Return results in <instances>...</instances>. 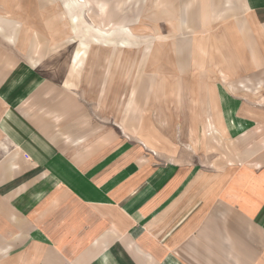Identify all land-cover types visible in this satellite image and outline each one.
Returning a JSON list of instances; mask_svg holds the SVG:
<instances>
[{"label": "crops", "instance_id": "obj_1", "mask_svg": "<svg viewBox=\"0 0 264 264\" xmlns=\"http://www.w3.org/2000/svg\"><path fill=\"white\" fill-rule=\"evenodd\" d=\"M63 1L76 33L88 0ZM223 7L245 16L197 60L206 111L170 112L181 61L182 90L155 84L168 112L153 118L93 109L28 64L0 80V264H264V0ZM96 30L129 46L124 26Z\"/></svg>", "mask_w": 264, "mask_h": 264}, {"label": "rangeland", "instance_id": "obj_2", "mask_svg": "<svg viewBox=\"0 0 264 264\" xmlns=\"http://www.w3.org/2000/svg\"><path fill=\"white\" fill-rule=\"evenodd\" d=\"M105 1L100 14L95 0H88L74 33L63 0H0V80L12 69L28 64L74 88L93 109L106 106L107 112H115L118 102L119 111L153 118V114L168 112L159 103L160 96L153 95L155 84L170 81L175 87L172 97L182 90L174 67L181 61L190 81L185 83L182 102L179 97L172 101L170 112L206 111V106L199 109L196 105L201 92L195 85L197 60H206L200 57L205 50L218 49L220 44L213 45L210 37L234 30L232 16H245L243 9L223 7L227 0H216L222 5L219 10L210 7L213 0ZM121 26L127 31L120 38H126L129 46L114 48L94 42L96 28L108 33ZM86 28L91 34L82 37ZM162 34L169 39H154ZM76 50L86 51V55L75 65Z\"/></svg>", "mask_w": 264, "mask_h": 264}]
</instances>
